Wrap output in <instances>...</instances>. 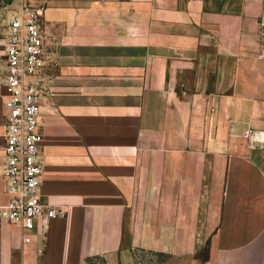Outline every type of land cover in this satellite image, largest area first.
I'll use <instances>...</instances> for the list:
<instances>
[{
  "label": "crops",
  "instance_id": "obj_1",
  "mask_svg": "<svg viewBox=\"0 0 264 264\" xmlns=\"http://www.w3.org/2000/svg\"><path fill=\"white\" fill-rule=\"evenodd\" d=\"M29 1L56 61L42 200L64 215L30 234L0 224V264H264L262 0ZM19 3L0 0V205Z\"/></svg>",
  "mask_w": 264,
  "mask_h": 264
},
{
  "label": "built area",
  "instance_id": "obj_2",
  "mask_svg": "<svg viewBox=\"0 0 264 264\" xmlns=\"http://www.w3.org/2000/svg\"><path fill=\"white\" fill-rule=\"evenodd\" d=\"M262 9L258 57L264 60V0ZM6 29L3 180L9 198L0 205V224L30 234L40 225L64 215L42 200L43 136L39 116L55 74V48L45 31L43 5L36 7L29 0H21ZM31 240L25 239L27 243Z\"/></svg>",
  "mask_w": 264,
  "mask_h": 264
},
{
  "label": "rangeland",
  "instance_id": "obj_3",
  "mask_svg": "<svg viewBox=\"0 0 264 264\" xmlns=\"http://www.w3.org/2000/svg\"><path fill=\"white\" fill-rule=\"evenodd\" d=\"M14 8L16 9L17 6H14ZM135 261L136 264H184V262L176 259H171L169 257H156L144 251H137L135 253ZM91 264H104V262L101 259H94L91 261Z\"/></svg>",
  "mask_w": 264,
  "mask_h": 264
},
{
  "label": "trees",
  "instance_id": "obj_4",
  "mask_svg": "<svg viewBox=\"0 0 264 264\" xmlns=\"http://www.w3.org/2000/svg\"><path fill=\"white\" fill-rule=\"evenodd\" d=\"M147 253H149L150 255L156 256V257H167L166 255H163L161 253H154V252H147ZM134 257H135V254H134ZM95 259H99V258H95ZM92 260H94V259H88L87 264H91Z\"/></svg>",
  "mask_w": 264,
  "mask_h": 264
}]
</instances>
